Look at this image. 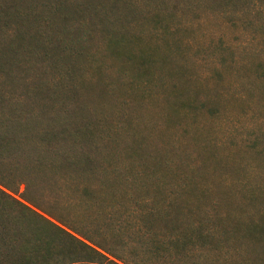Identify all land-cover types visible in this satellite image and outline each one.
<instances>
[{
	"label": "trees",
	"instance_id": "1",
	"mask_svg": "<svg viewBox=\"0 0 264 264\" xmlns=\"http://www.w3.org/2000/svg\"><path fill=\"white\" fill-rule=\"evenodd\" d=\"M23 8V0H0V264H61L68 259L94 264H264V118L244 141L263 172L248 162L237 170L236 194L250 206L244 217L224 209L208 196V186L177 171L180 167L175 169L170 159H158V152L147 150L144 142L133 143L117 125L90 119L50 126L44 124L43 112H31L30 121L12 115L6 108L15 96L1 79L10 73L16 80L15 72L4 71L19 65L23 52L33 62L49 58L64 76L87 56L81 40L89 32H103L107 49L117 56L123 49L130 50L133 61L137 55L129 20L114 11H83L73 22L77 33L71 34L72 25L61 33L52 19L33 27ZM168 17L175 14L157 15L160 39L194 23L185 19L173 25L164 21ZM225 37L219 42L236 52L238 46ZM176 43L167 42L168 53L176 50ZM245 52L258 60L256 79L262 83H246L233 96L237 101L256 89L264 94V56L251 48ZM140 55L143 62L154 52ZM30 85V95L64 101L65 109L78 93L64 80L52 87L31 77ZM220 96L206 102L212 111H217ZM253 246L263 255L255 256Z\"/></svg>",
	"mask_w": 264,
	"mask_h": 264
},
{
	"label": "rangeland",
	"instance_id": "2",
	"mask_svg": "<svg viewBox=\"0 0 264 264\" xmlns=\"http://www.w3.org/2000/svg\"><path fill=\"white\" fill-rule=\"evenodd\" d=\"M23 5L33 27L45 26L41 20L51 23L52 19L61 33L72 25L71 34L77 33L73 22L83 11L109 9L129 20L126 26H130L128 34L135 37L131 42L137 55L141 59L142 51L154 55H146L143 62L136 55L133 61L130 50L123 49L117 56L107 49L103 32H89L81 40L87 56L77 61L74 72L64 76L51 66L49 58L33 62L23 52L17 58L19 65L4 71L15 72L16 80L12 81L10 73L1 79L15 96L6 108L8 112L26 121L31 120V112H43V122L50 126L57 122L76 125L90 119L117 125L128 131L133 143L144 142L147 150L158 152V159H170L175 169L180 167L177 171L191 175L200 186H208V196L220 201L224 209H234L245 217L250 206L236 194L237 170L240 163L248 162L263 172L244 141L254 136L252 127L264 118V94L256 89L248 92L244 101L233 96L248 82L255 81L254 86L262 83L256 79L258 60L245 49L264 56V0H243L235 6L230 0H23ZM158 14H175L164 20L173 25L189 19L194 23L188 30L181 28L177 35L160 39ZM221 35L238 50H226L219 42ZM176 39V50L170 54L167 42L175 43ZM188 40L191 46L186 44ZM218 72H223L222 76ZM31 77L52 87L64 80L78 93L65 109L64 101L30 95ZM218 94L215 112L206 102ZM240 204L242 208H237ZM254 255L262 256L263 250L258 248ZM61 264L94 263L68 259Z\"/></svg>",
	"mask_w": 264,
	"mask_h": 264
}]
</instances>
